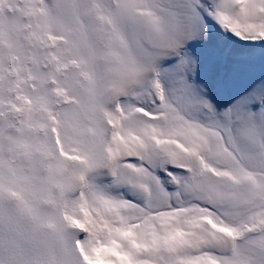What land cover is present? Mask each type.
Masks as SVG:
<instances>
[{
    "label": "snow or ice",
    "instance_id": "obj_1",
    "mask_svg": "<svg viewBox=\"0 0 264 264\" xmlns=\"http://www.w3.org/2000/svg\"><path fill=\"white\" fill-rule=\"evenodd\" d=\"M0 264H264V0H0Z\"/></svg>",
    "mask_w": 264,
    "mask_h": 264
}]
</instances>
